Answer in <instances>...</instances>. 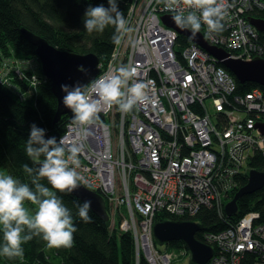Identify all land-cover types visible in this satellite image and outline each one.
Returning <instances> with one entry per match:
<instances>
[{
    "label": "built area",
    "instance_id": "built-area-1",
    "mask_svg": "<svg viewBox=\"0 0 264 264\" xmlns=\"http://www.w3.org/2000/svg\"><path fill=\"white\" fill-rule=\"evenodd\" d=\"M226 2L223 30L209 32L202 23L200 32L232 58L264 60V39L247 19L264 11V0ZM164 14L176 13L159 0H131L125 15L129 31L120 34L100 73L84 87L121 66L137 67L129 86L145 83L151 102L129 113L106 107L92 125L72 120L58 142L81 145L77 171L87 184H80L105 199L110 230L117 224L129 232L137 256L149 264H183L178 259L188 257L184 248L177 253L156 244L155 216L164 212L188 220L204 206L224 212L223 199L250 169L249 158L255 152L264 156V134L256 127L264 122V91L236 92L234 76L206 50L191 40L177 43L178 32L163 23ZM22 66L31 62L0 58V84L17 86L12 74L22 78ZM26 80L31 92L37 77ZM257 217L250 211L219 232H204L201 241L213 247L208 264H243L246 253L253 255L248 264H264V223H256Z\"/></svg>",
    "mask_w": 264,
    "mask_h": 264
},
{
    "label": "trees",
    "instance_id": "trees-1",
    "mask_svg": "<svg viewBox=\"0 0 264 264\" xmlns=\"http://www.w3.org/2000/svg\"><path fill=\"white\" fill-rule=\"evenodd\" d=\"M118 7L125 15L131 0H117ZM103 4L109 7L108 0H0V58L28 60L31 67L22 66V78L12 74V84H0V167L22 183L31 185V176L23 165L37 168L26 153L27 139L31 125L45 129V139L59 136L64 131L67 121L73 120L72 111L63 114L59 121L53 122L57 100L50 90L46 78L41 74L40 63L34 47L21 33L24 27L45 38L54 47L76 53L93 52L103 66L109 59L116 43H113L115 26L109 25L103 32L88 33L84 26L85 12L89 6ZM256 17L264 18V11L253 12ZM264 39V32L260 33ZM177 43L184 46L190 40L178 35ZM178 51V49H176ZM221 65V64H220ZM31 75L37 77L35 88L27 92V80ZM236 92L244 93L254 87L264 91V87L252 82L239 83L236 80ZM24 92H23V91ZM23 92L24 95H20ZM43 160V157L40 158ZM248 167L264 171V156L255 152L248 160ZM247 181V173L238 179L237 186L223 199L224 204L235 191ZM53 191L70 210L77 231L73 234L71 248H49L41 236L22 244L23 258H7L0 255V264H149L143 255L135 258L134 245L129 232H122L117 224L110 230L109 220L99 216L91 209V223H85L79 217V206L83 204L71 193H62L52 188L46 178L39 181ZM102 197V196H101ZM106 212L108 206L102 197ZM27 202V201H26ZM237 213L228 217L215 206L202 207L190 219L201 225V231L195 233L198 240H203L204 232H219L236 222L250 211L258 214L256 223H264V184L251 194L241 196L237 201ZM156 220L181 219L164 212L155 216ZM23 235V234H22ZM156 242V241H155ZM4 243L0 231V246ZM166 248H183L181 241H171ZM253 260V255L246 253L243 264ZM175 264V263H171Z\"/></svg>",
    "mask_w": 264,
    "mask_h": 264
},
{
    "label": "clouds",
    "instance_id": "clouds-1",
    "mask_svg": "<svg viewBox=\"0 0 264 264\" xmlns=\"http://www.w3.org/2000/svg\"><path fill=\"white\" fill-rule=\"evenodd\" d=\"M167 11L176 13L173 20L181 29L190 28L195 36L202 23L209 32L223 30L224 21L229 15L226 0H159ZM109 7L103 4L89 6L85 12L84 26L88 33L103 32L109 25L115 26L113 43H120L121 33H126L127 21L118 7L117 0H108ZM183 6V7H182ZM187 14L185 15V11ZM199 13V15H197ZM137 67L121 66L115 73L103 76L85 91L77 83L73 86L61 85L66 95L63 104L71 109L73 123L79 126L92 125L99 120V113L106 107L117 105L124 113H129L139 104L151 102L143 82L129 81L138 77ZM45 129L31 125L27 139L26 153L37 168L23 165L31 176V185L22 183L11 175L0 173V231L3 232V245L0 255L7 258H23V243L35 236H41L49 248H71L74 244L73 234L77 231L70 210L48 187L41 184L46 178L52 188L62 193H71L87 184L77 168L82 151L76 142H67L55 137L45 139ZM43 157V160L40 158ZM36 205L34 213L25 207V202ZM91 201H84L79 206L78 215L85 223H91L89 215ZM23 234V235H22Z\"/></svg>",
    "mask_w": 264,
    "mask_h": 264
},
{
    "label": "water",
    "instance_id": "water-1",
    "mask_svg": "<svg viewBox=\"0 0 264 264\" xmlns=\"http://www.w3.org/2000/svg\"><path fill=\"white\" fill-rule=\"evenodd\" d=\"M248 21L259 31L264 32V18L248 16ZM161 20L166 26L175 29L178 35H184L192 42L198 44L209 55L215 58L216 62L226 68L239 83L252 82L264 87V60L254 58L250 61L235 59L229 56L228 52L221 47L209 44L199 31L195 36L191 29L179 28L173 20V15L164 14ZM21 33L35 51L39 61L41 74L46 78L52 94L57 100V107L53 122L59 120L63 114L71 112L63 104L61 85L73 86L79 83L82 88L93 80L101 71L99 58L93 52L76 53L61 50L51 45L42 36L22 27ZM256 127L264 134V122H257ZM264 184V171L250 168L247 172V181L239 187L232 197L224 204L223 210L226 216L231 217L237 213V201L245 195L251 194L260 189ZM80 201H91V210L101 217L108 219L105 205L98 192L80 186L71 192ZM201 231V225L194 220L164 219L155 220L153 224V237L157 244L164 245L171 241H181L183 247L189 251L188 264H208L213 247L195 237V233Z\"/></svg>",
    "mask_w": 264,
    "mask_h": 264
},
{
    "label": "rangeland",
    "instance_id": "rangeland-1",
    "mask_svg": "<svg viewBox=\"0 0 264 264\" xmlns=\"http://www.w3.org/2000/svg\"><path fill=\"white\" fill-rule=\"evenodd\" d=\"M114 48H115V46H114ZM114 48H113V50H114ZM206 105H207L208 109L210 110V112H213V108H212L210 99L206 100ZM0 173L8 174L7 170L5 168H2V167H0ZM25 207L31 209L33 211V213H34L35 209L37 208V206L36 205H32L31 202H25ZM133 245H134V243H133ZM169 250H174L177 253L181 252V251H177V249H175V248H169ZM134 251H135V258H136V260H138L139 256H137V248H136L135 245H134ZM178 260L182 261L183 264H188L189 258H186L185 255H180ZM177 264H179V263H177Z\"/></svg>",
    "mask_w": 264,
    "mask_h": 264
},
{
    "label": "bare ground",
    "instance_id": "bare-ground-1",
    "mask_svg": "<svg viewBox=\"0 0 264 264\" xmlns=\"http://www.w3.org/2000/svg\"><path fill=\"white\" fill-rule=\"evenodd\" d=\"M60 119V118H59ZM59 121V120H58ZM57 122V121H56ZM72 122V120H69V121H67L66 123H65V125H64V128H66L67 126H68V124H70Z\"/></svg>",
    "mask_w": 264,
    "mask_h": 264
},
{
    "label": "crops",
    "instance_id": "crops-1",
    "mask_svg": "<svg viewBox=\"0 0 264 264\" xmlns=\"http://www.w3.org/2000/svg\"><path fill=\"white\" fill-rule=\"evenodd\" d=\"M107 215H108V217H109V214H108V212H107Z\"/></svg>",
    "mask_w": 264,
    "mask_h": 264
}]
</instances>
